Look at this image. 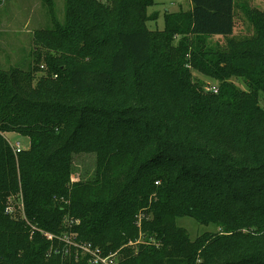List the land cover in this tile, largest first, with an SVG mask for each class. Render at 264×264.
<instances>
[{
	"label": "trees",
	"instance_id": "1",
	"mask_svg": "<svg viewBox=\"0 0 264 264\" xmlns=\"http://www.w3.org/2000/svg\"><path fill=\"white\" fill-rule=\"evenodd\" d=\"M191 3L152 33L154 0H65L44 41L60 56L0 70V264H87L47 258L31 225L125 254L119 264H264V11L246 8L237 37V0ZM5 133L29 148L16 154ZM77 154L96 166L73 181ZM14 197L25 220L5 214ZM139 211L155 243L135 256ZM184 216L218 230L191 240Z\"/></svg>",
	"mask_w": 264,
	"mask_h": 264
},
{
	"label": "rangeland",
	"instance_id": "2",
	"mask_svg": "<svg viewBox=\"0 0 264 264\" xmlns=\"http://www.w3.org/2000/svg\"><path fill=\"white\" fill-rule=\"evenodd\" d=\"M0 5V70L1 71H11L15 68H25L32 64L35 56L39 53L44 54L45 52H50L51 55L60 56V52L49 47L44 41H52L51 36L58 29V24H63L65 21V0H50L49 2L45 0H1ZM155 4L153 7L149 8L148 13H157L159 18L156 21H148L146 27L152 33L155 31H163L165 29V19L168 14L176 13L181 10L189 11L192 7L191 0H154ZM246 8H256L264 11V1L262 0H237L236 3V29L235 36L241 37L245 36L250 30L249 22L246 18ZM248 9V10H249ZM56 19V20H54ZM47 38V39H45ZM214 41H223V38H215ZM70 41V40H69ZM78 42V41H77ZM75 42V43H77ZM68 43V42H67ZM83 43L79 40L76 44L77 48H81ZM68 56H72L68 53ZM29 64V65H28ZM44 63H41L40 71L44 69ZM148 82L150 83V67L148 66ZM38 79L41 74L35 75ZM195 79H199L202 84V88L209 92L208 85L217 86L218 82L212 80L198 72H194ZM235 84L241 88H245L246 84L243 79H234ZM136 110H141V107H136ZM138 111V112H139ZM131 114V113H130ZM139 116L131 117L142 118L143 113H138ZM140 120V119H137ZM4 136L10 140L12 143L20 142L21 146L27 150L29 148V140L25 137L14 133H5ZM97 156L94 154H80L74 155L73 160V181H78L81 178H87L93 174L96 166ZM10 206L12 212H6L5 214L14 217L17 220H25V208L23 202L14 197L10 201ZM9 204V203H8ZM138 224L140 226L139 237L137 241L130 243L128 248L133 249V255L137 256L139 254V245L144 244L145 246L153 245L154 240L150 238V235L144 229V220H150V215H146L144 211H139L137 215ZM64 222H67V217H65ZM29 224V222H27ZM179 227L183 228L190 236L191 240H195L199 236L207 232H216L218 227L215 224H200L189 216H184L176 220ZM29 233L31 235L41 232L43 237L50 242V247L46 251L47 258H53L59 255L62 257H74L75 261L84 260L89 263V259L85 258L83 250H78L75 248L74 236L63 235L62 238L47 237L43 231H40L35 226H30ZM84 241L81 242V244ZM68 243V247L67 244ZM61 244L67 247L62 253L58 251ZM158 247L160 245L156 244ZM144 246V247H145ZM117 252V259L120 263L121 259H124L125 254H120ZM68 258V259H69ZM54 259V258H53ZM83 262V261H82Z\"/></svg>",
	"mask_w": 264,
	"mask_h": 264
},
{
	"label": "built area",
	"instance_id": "3",
	"mask_svg": "<svg viewBox=\"0 0 264 264\" xmlns=\"http://www.w3.org/2000/svg\"><path fill=\"white\" fill-rule=\"evenodd\" d=\"M209 90H211L214 93H218V88L217 86H211L208 85L207 86ZM6 138V137H5ZM7 139V138H6ZM7 141L9 142V144L11 145V147L13 148L14 152L16 154L22 152L23 150H25L22 146L21 143L15 142L12 143L10 140L7 139ZM13 198H10L9 200L11 201ZM6 212H12L11 206H8L6 208ZM47 237H55V235L52 234H48V233H44ZM58 238H62L58 237ZM68 247V243L66 244ZM74 245L79 248L80 250H83L84 254L87 256V258L89 259V263L90 264H119L118 259H117V252H111L106 254L102 248L95 246L92 243H85V244H76L74 242ZM66 247V250H67ZM59 251V249H58Z\"/></svg>",
	"mask_w": 264,
	"mask_h": 264
}]
</instances>
